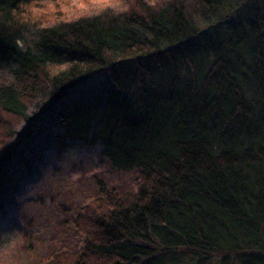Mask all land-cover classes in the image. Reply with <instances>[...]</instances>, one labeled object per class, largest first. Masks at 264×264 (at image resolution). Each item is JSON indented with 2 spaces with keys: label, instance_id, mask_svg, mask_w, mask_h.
<instances>
[{
  "label": "trees",
  "instance_id": "trees-1",
  "mask_svg": "<svg viewBox=\"0 0 264 264\" xmlns=\"http://www.w3.org/2000/svg\"><path fill=\"white\" fill-rule=\"evenodd\" d=\"M56 1L0 0V185L46 123L137 178L46 264H264V0Z\"/></svg>",
  "mask_w": 264,
  "mask_h": 264
},
{
  "label": "rangeland",
  "instance_id": "rangeland-1",
  "mask_svg": "<svg viewBox=\"0 0 264 264\" xmlns=\"http://www.w3.org/2000/svg\"><path fill=\"white\" fill-rule=\"evenodd\" d=\"M41 6L46 11L60 6L68 14L126 7L122 0H57ZM26 159L29 167L12 168L0 185V264H46L56 254L81 249L85 241L75 222L97 197L98 182L129 191L137 178L136 172L112 169L99 145L71 140L50 123Z\"/></svg>",
  "mask_w": 264,
  "mask_h": 264
}]
</instances>
